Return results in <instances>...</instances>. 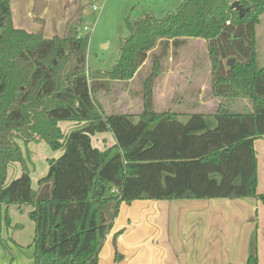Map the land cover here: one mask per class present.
I'll return each instance as SVG.
<instances>
[{
	"label": "trees",
	"instance_id": "16d2710c",
	"mask_svg": "<svg viewBox=\"0 0 264 264\" xmlns=\"http://www.w3.org/2000/svg\"><path fill=\"white\" fill-rule=\"evenodd\" d=\"M234 1L249 10L239 17ZM262 12L264 0H183L163 18H125L128 34L118 45V60L90 81L89 33L77 36L79 19L46 38L40 30L14 26L10 0H0V218L10 205L33 207L28 217L34 222V264H99L122 202L263 199L256 194L253 143L264 136V64L258 67L255 55ZM188 38L207 42L209 91L221 101L214 114L194 112L181 122L177 112L156 109L154 91L162 65ZM232 57L235 63L228 66ZM148 59L138 120L105 113L96 93L132 80ZM243 99L251 110L224 106ZM60 122L73 126L65 132ZM106 131L114 143L93 146L92 137ZM39 141L61 152L46 159L48 171L37 180L50 185L46 201L36 200L26 147ZM16 163L22 172L8 180ZM245 264H258L256 252Z\"/></svg>",
	"mask_w": 264,
	"mask_h": 264
},
{
	"label": "crops",
	"instance_id": "0c3cea01",
	"mask_svg": "<svg viewBox=\"0 0 264 264\" xmlns=\"http://www.w3.org/2000/svg\"><path fill=\"white\" fill-rule=\"evenodd\" d=\"M10 1L14 26L29 32L38 31V28L29 21L34 16L42 19L41 16L29 10L26 17L23 14L19 15L20 12L18 16L15 13L16 3L22 7L28 0ZM29 4L30 2L27 6ZM17 9L20 11V8ZM68 20L64 18L59 23L64 26L62 34ZM193 41H202L205 46L207 44L202 39L188 38L181 48ZM204 52L207 55V47ZM173 58L171 56L164 62L161 73L163 88L165 90L169 86L178 89L173 90L175 97L172 101L181 103L189 91L178 87L183 85L191 87L190 90L195 93L191 100L195 101L197 107V111L173 110L178 113V119L185 122L190 113L194 112L207 116L214 114L221 100L213 97L210 91L204 92L207 81L209 88L211 80L209 56L204 70L199 60L191 61L187 66L180 58L177 57L175 60ZM184 70L189 71L186 83L183 82L186 76L182 75ZM205 99L212 104V111L204 109V105H208ZM225 105L238 112H242L243 109L251 110L245 99L226 100ZM62 124L68 127L70 122H60V127ZM41 142L29 143L26 146L31 152L32 164L33 157L37 154L35 146ZM253 143L257 160L256 194L263 196V199L245 196L234 199H140L130 204L122 202L119 209L122 207L125 209L124 216L120 217L121 213L118 212L107 233L99 250V264H245L247 257L254 252L258 264H264V136L255 139ZM20 146L22 147V142ZM60 154V151H53L51 157H58ZM21 172L22 168L18 163L11 165L8 168L7 179L16 178ZM32 172H34L33 176L30 175L32 187L39 192L42 185L40 186L37 180L42 176L36 174V166ZM132 206L135 207L134 211L130 210ZM32 209L31 205H10L4 210L11 223L8 226L4 220H0V235L11 240L9 244L15 247L14 250L11 248L15 256L8 260L1 252V264H33L31 245L34 238V222L28 217ZM115 233L119 235L113 246ZM25 245L28 246L27 249ZM115 250L122 256L119 261L114 260Z\"/></svg>",
	"mask_w": 264,
	"mask_h": 264
},
{
	"label": "rangeland",
	"instance_id": "374dc122",
	"mask_svg": "<svg viewBox=\"0 0 264 264\" xmlns=\"http://www.w3.org/2000/svg\"><path fill=\"white\" fill-rule=\"evenodd\" d=\"M182 1L183 0H28L22 7L16 3L15 13L18 16L20 12L19 15L22 16L23 14L26 17L29 10V12H34L35 15L41 16L43 22L34 19V17L37 16H34L32 20L30 19V21H28L38 28L37 30L42 31L43 36L46 38L54 34H62L64 26L61 24L59 25V23L64 18H66V20L71 18L72 20L79 19L78 27L81 29L83 26L92 27V31L89 33V44L86 51V66L87 71H89L88 77L91 81L93 78L99 77L97 74H102V72L110 70L118 60V45L121 42L120 40L128 34L125 18L133 20L144 14L156 18H163L168 12L174 11ZM28 2H30L29 6H27ZM92 5L99 7V10L94 11L91 7ZM17 7L20 8V11H18ZM258 20L259 22L255 27V55L257 66L259 67L264 64V12L260 13ZM206 47L207 44L205 46L202 41H193L186 47L177 49L172 57H174V60L177 59V57L180 58L187 66H189L191 61L199 60L202 63V70H204L208 59V56L204 52ZM149 60L150 59L146 60L145 64L137 70L132 80L127 82H114L108 91L102 90L96 93V100L105 113H126L132 117V121L136 122L138 120V115L142 112V82L149 76L148 74L150 72ZM161 73L162 70L159 72L160 76L156 82L154 91L156 109L160 111H173L176 109L188 112L197 111L195 101L191 100V97H194L195 94L190 90L192 88L184 85L179 86V89L188 90L189 93H186L187 96H185L184 101L181 103L173 102L172 99L175 97L173 90L178 89H173L168 86V88L164 90L163 75ZM188 73L189 71L185 70L182 73V75H186L183 81L184 83L188 80ZM208 82L209 81H207V85L204 87V92H209V88H207ZM205 102L208 105H204V109L212 111V104L209 100ZM241 111H246V109ZM209 119L213 120L212 117H209ZM72 126V123L68 124V127L62 124L61 129L67 132ZM91 141L94 146L105 148L114 143V138L110 131H106L102 135H94ZM18 143L21 145L20 141H18ZM35 148L37 154L33 157V166H36V174L44 176L48 171L46 159L53 156V150L43 141L39 145H36ZM32 171H34V169L30 170V175L33 176L34 172ZM130 210L134 211L135 207H130ZM119 212L121 213L120 217H123L125 209L122 207L119 209ZM4 215L5 213L3 212L0 220H4L5 222ZM10 241L11 240L4 235H0V254L2 252L4 256L8 257V260L12 258L13 255L15 256L14 252H11V248L14 250L15 247L9 244ZM25 248L27 249L28 246L25 245ZM31 249L33 254V244L31 245Z\"/></svg>",
	"mask_w": 264,
	"mask_h": 264
},
{
	"label": "water",
	"instance_id": "95a60500",
	"mask_svg": "<svg viewBox=\"0 0 264 264\" xmlns=\"http://www.w3.org/2000/svg\"><path fill=\"white\" fill-rule=\"evenodd\" d=\"M231 7L235 10L238 11L239 13V17H241L245 11L249 10V8H243L241 5H239L238 1H234L232 2ZM235 63V58H229L226 61V64L228 66H232ZM49 189H50V185L49 184H45L41 187L40 191L38 192L37 196H36V200L37 201H46L49 199L50 197V193H49Z\"/></svg>",
	"mask_w": 264,
	"mask_h": 264
},
{
	"label": "built area",
	"instance_id": "2783aa9c",
	"mask_svg": "<svg viewBox=\"0 0 264 264\" xmlns=\"http://www.w3.org/2000/svg\"><path fill=\"white\" fill-rule=\"evenodd\" d=\"M93 8L94 11H98L99 10V7L95 6V5H92L91 6ZM92 31V27H88V26H83V28H77L76 30V34L77 36L79 37L80 35H83L85 33H90Z\"/></svg>",
	"mask_w": 264,
	"mask_h": 264
}]
</instances>
